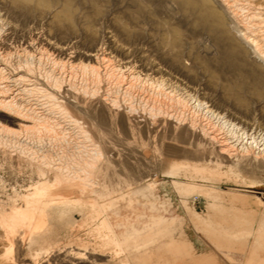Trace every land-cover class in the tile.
Instances as JSON below:
<instances>
[{
  "label": "bare ground",
  "instance_id": "1",
  "mask_svg": "<svg viewBox=\"0 0 264 264\" xmlns=\"http://www.w3.org/2000/svg\"><path fill=\"white\" fill-rule=\"evenodd\" d=\"M90 1H82L84 12H80L73 0H0V111L13 116L17 126L9 128L0 122L2 129L34 133L40 112L46 111H59L77 125V114L99 115L134 135L137 130L182 129L214 149L216 160L264 165V0H129L131 24L115 19L117 31L127 38L148 37L160 62L144 52L136 62L131 49L114 34L105 32L101 39L85 27ZM23 26L38 28L31 37L19 38ZM22 53L39 61L47 55L57 75L51 82L42 81ZM152 88L172 103L156 100ZM122 91L132 98L135 95L145 106L135 109L129 98L127 102L121 97ZM191 99L227 130L193 115L183 118L175 104L185 105ZM29 100L43 102L33 107ZM56 171L54 190L48 188L51 179L46 175L31 181L23 206L10 201L0 204V264H25L26 255L35 259L33 244L40 240L35 234L47 226L49 202H67L70 195L88 192L80 177L68 179ZM6 204L11 207L6 209ZM42 240L47 242L45 236ZM214 241L231 245L222 236ZM71 248L51 251L52 257L43 264L96 260L93 249ZM254 261L255 257L247 262L257 264ZM259 263L264 264V259Z\"/></svg>",
  "mask_w": 264,
  "mask_h": 264
},
{
  "label": "rangeland",
  "instance_id": "2",
  "mask_svg": "<svg viewBox=\"0 0 264 264\" xmlns=\"http://www.w3.org/2000/svg\"><path fill=\"white\" fill-rule=\"evenodd\" d=\"M73 1L80 12H84L82 1L91 2ZM91 3L85 9V27L101 39L105 32L114 34L131 49L136 62L142 52L160 62L148 37L127 38L117 31L115 19L131 24L129 0ZM35 28L23 26L19 38L31 37ZM21 55L42 81L51 82L57 75L47 55L42 61L29 53ZM150 91L156 100L172 103L158 88ZM124 93L121 97L135 109L145 106L135 95ZM40 101L28 103L34 107ZM192 101L175 104V109L183 118L193 115L218 125L216 118ZM44 113L40 112L34 133L13 134L0 127V204L10 201L23 206L37 178L48 176V188L54 190L56 170L75 180L80 177L88 192L70 195L67 202H49L47 226L37 231L41 237L35 234L40 239L33 244L38 255L35 259L26 255L25 264H43L54 251L71 247L93 249L96 260L92 264H248L254 257L258 264L264 259V165L216 160L214 149L175 127L150 133L137 130L134 135L105 116L80 113L77 125L59 111ZM13 119L0 111L3 125L17 128ZM175 184L189 188L177 190ZM221 236L231 245L214 241Z\"/></svg>",
  "mask_w": 264,
  "mask_h": 264
}]
</instances>
